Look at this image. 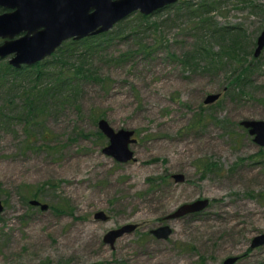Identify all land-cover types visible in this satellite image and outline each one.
Returning <instances> with one entry per match:
<instances>
[{"label":"rangeland","instance_id":"rangeland-1","mask_svg":"<svg viewBox=\"0 0 264 264\" xmlns=\"http://www.w3.org/2000/svg\"><path fill=\"white\" fill-rule=\"evenodd\" d=\"M263 28L264 0H176L63 41L32 116L27 79L0 84V264H264V144L241 124L264 121ZM100 118L134 131L130 160L103 152Z\"/></svg>","mask_w":264,"mask_h":264},{"label":"water","instance_id":"water-1","mask_svg":"<svg viewBox=\"0 0 264 264\" xmlns=\"http://www.w3.org/2000/svg\"><path fill=\"white\" fill-rule=\"evenodd\" d=\"M176 0H0V58L10 56L9 63L15 67L32 65L49 56L63 41L79 40L109 30L117 21L138 10L149 14ZM264 47V28L256 40L254 55ZM218 94H210L205 102H212ZM98 128L108 138L103 152L119 162L133 157L129 143L134 142V131L120 128L115 130L106 119L98 120ZM254 141L264 144V121L256 119L242 120ZM175 181H182L181 173L173 174ZM47 209L48 205L37 199L29 201ZM208 204L207 199H197L181 204L169 217H179L187 213L202 210ZM3 209L0 200V212ZM95 218L106 219L103 211L94 214ZM136 224L127 223L108 230L103 241L111 246L117 237L129 232ZM158 238H166L171 229L160 225L151 230ZM264 244V232L255 235L250 241V248ZM238 256H228L220 264H233Z\"/></svg>","mask_w":264,"mask_h":264},{"label":"trees","instance_id":"trees-1","mask_svg":"<svg viewBox=\"0 0 264 264\" xmlns=\"http://www.w3.org/2000/svg\"><path fill=\"white\" fill-rule=\"evenodd\" d=\"M1 11L2 9L0 8V12ZM88 37L89 36L84 37L83 39L84 40L88 39ZM78 42H80V40L74 41V43H78ZM205 52L207 54L206 56L209 57V62L215 64L210 56L211 51H205ZM42 65L43 63L41 61H37L32 65H21L19 67H15L12 64H10L9 61H5V60L2 61V59H0V84L4 85L9 91H15V89H17L14 83L16 79H20V78L27 79V82L30 86L29 88L23 89V96H25L24 104L27 105L26 108L30 116L34 114L33 112L36 109V105L38 102H40L39 98L41 100L44 97V94L41 95V93L43 92L42 90H44L45 87H41L42 86L41 81H39L45 75V71ZM24 86L25 85H23L22 87ZM33 90L34 93L32 94L31 98H29L28 97L29 93L32 92ZM47 92L48 89H46L45 93ZM47 131L48 130L46 129L44 132L47 133Z\"/></svg>","mask_w":264,"mask_h":264},{"label":"flooded vegetation","instance_id":"flooded-vegetation-1","mask_svg":"<svg viewBox=\"0 0 264 264\" xmlns=\"http://www.w3.org/2000/svg\"><path fill=\"white\" fill-rule=\"evenodd\" d=\"M2 9V8H1ZM3 10V9H2Z\"/></svg>","mask_w":264,"mask_h":264}]
</instances>
